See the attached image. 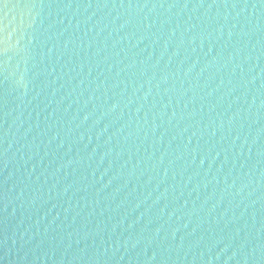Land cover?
Returning <instances> with one entry per match:
<instances>
[{"label": "water", "instance_id": "obj_1", "mask_svg": "<svg viewBox=\"0 0 264 264\" xmlns=\"http://www.w3.org/2000/svg\"><path fill=\"white\" fill-rule=\"evenodd\" d=\"M0 264H264V0H4Z\"/></svg>", "mask_w": 264, "mask_h": 264}, {"label": "snow or ice", "instance_id": "obj_2", "mask_svg": "<svg viewBox=\"0 0 264 264\" xmlns=\"http://www.w3.org/2000/svg\"><path fill=\"white\" fill-rule=\"evenodd\" d=\"M0 4H4V0H0Z\"/></svg>", "mask_w": 264, "mask_h": 264}]
</instances>
